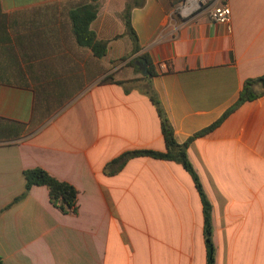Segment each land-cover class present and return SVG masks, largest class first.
<instances>
[{
    "label": "crops",
    "instance_id": "crops-1",
    "mask_svg": "<svg viewBox=\"0 0 264 264\" xmlns=\"http://www.w3.org/2000/svg\"><path fill=\"white\" fill-rule=\"evenodd\" d=\"M109 1L93 2L90 27L107 41L97 58L76 44L69 17L90 0H0L1 264H206L202 203L181 164L149 155L110 164L126 151L165 150L144 81L128 90L115 81L148 75L147 55L184 142L264 74V0H215L230 7L228 27L207 7L183 14L182 0H137L136 52L128 0L120 24L99 12ZM107 74L113 81L100 82ZM187 156L211 204L215 264H264V94L194 137ZM32 167L77 189L75 213L54 206L44 185L15 200Z\"/></svg>",
    "mask_w": 264,
    "mask_h": 264
},
{
    "label": "trees",
    "instance_id": "trees-1",
    "mask_svg": "<svg viewBox=\"0 0 264 264\" xmlns=\"http://www.w3.org/2000/svg\"><path fill=\"white\" fill-rule=\"evenodd\" d=\"M94 1L96 0H90V2L88 3L74 7L69 11V17L72 26V33L76 44L79 46L87 47L92 52L93 56L101 58L105 56L107 52V41L98 39L95 32L90 27L91 22L96 18L97 15V8L93 3ZM130 1L132 2L130 3ZM141 5L142 1L128 0L122 15L126 33L130 36L133 43L132 52H136L139 49V45L137 35L131 26L130 10L134 6ZM139 58L144 59L147 66L148 75L136 79L118 80L115 82L124 86V88L128 90V85H131L130 83H134L138 80L144 81V93L149 96L160 117V127L164 139L165 150L154 151L141 149L126 151L113 159L110 164L115 165V169L117 170L122 164H124L127 159L139 155H149L155 158L172 160L181 164V166L191 175L201 199L203 211V234L206 248V264H215V245L212 240L211 226V204L204 193L202 185L199 181V177L193 165L189 161V158L187 156V146L194 137L200 136L217 126L231 111H233L243 102L263 95L264 74L257 78L246 80L242 86V89L240 90L239 96L235 103L231 107H229L215 123L188 137L184 142L178 143L175 139L173 128L168 118L166 117L165 112L163 111L157 94L152 88L150 78L155 73L152 64L147 55H141ZM129 64L132 65L133 61H130ZM14 65L16 66V63H14ZM17 67L20 68L18 64ZM134 68H136V66H134ZM112 79V76L110 74H107L100 80V82L113 81ZM254 84H257L259 86V90L256 93L252 91V85ZM23 178L24 190L15 200L24 196L31 188V186L44 185L48 189L49 200L54 206L59 208L64 213H75L77 211L76 201L78 191L70 183L56 179L42 167H32L24 169Z\"/></svg>",
    "mask_w": 264,
    "mask_h": 264
},
{
    "label": "built area",
    "instance_id": "built-area-1",
    "mask_svg": "<svg viewBox=\"0 0 264 264\" xmlns=\"http://www.w3.org/2000/svg\"><path fill=\"white\" fill-rule=\"evenodd\" d=\"M214 1L215 0H182L177 8L181 13L189 14L200 7H207L209 18L212 21L223 23L228 27L231 13L230 7L226 3L217 4L214 3Z\"/></svg>",
    "mask_w": 264,
    "mask_h": 264
},
{
    "label": "rangeland",
    "instance_id": "rangeland-1",
    "mask_svg": "<svg viewBox=\"0 0 264 264\" xmlns=\"http://www.w3.org/2000/svg\"><path fill=\"white\" fill-rule=\"evenodd\" d=\"M105 2H106V0H105ZM108 3H109L108 7H110V4H111L110 10H106L107 4H104V5L102 4L99 7V9H100L99 12H103L104 10L107 11L111 15V19H113L117 24H120L122 22V21H120V19H122V16L120 14L121 11H119L118 6H120V4L122 3V0H110ZM101 8H102V10H101ZM119 61H122V60L119 59ZM138 73L141 74L140 72H138Z\"/></svg>",
    "mask_w": 264,
    "mask_h": 264
},
{
    "label": "water",
    "instance_id": "water-1",
    "mask_svg": "<svg viewBox=\"0 0 264 264\" xmlns=\"http://www.w3.org/2000/svg\"><path fill=\"white\" fill-rule=\"evenodd\" d=\"M258 89H259V87H258L257 84H255V85L252 86V91H253L254 93H256V92L258 91Z\"/></svg>",
    "mask_w": 264,
    "mask_h": 264
}]
</instances>
